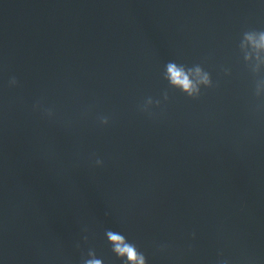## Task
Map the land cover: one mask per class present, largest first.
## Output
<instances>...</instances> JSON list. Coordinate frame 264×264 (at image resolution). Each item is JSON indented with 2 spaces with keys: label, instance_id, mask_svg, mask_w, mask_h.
<instances>
[{
  "label": "water",
  "instance_id": "obj_1",
  "mask_svg": "<svg viewBox=\"0 0 264 264\" xmlns=\"http://www.w3.org/2000/svg\"><path fill=\"white\" fill-rule=\"evenodd\" d=\"M248 28H264L258 0H0L3 264L89 249L120 264L106 229L149 264H264V109L236 50ZM169 60L203 64L215 87L169 90L149 116L138 105L167 87Z\"/></svg>",
  "mask_w": 264,
  "mask_h": 264
},
{
  "label": "clouds",
  "instance_id": "obj_2",
  "mask_svg": "<svg viewBox=\"0 0 264 264\" xmlns=\"http://www.w3.org/2000/svg\"><path fill=\"white\" fill-rule=\"evenodd\" d=\"M258 2L260 6L264 7V0H258ZM236 50L239 60L252 80V96L258 102L256 110L264 109V28L243 30L239 35ZM220 71L226 77L232 75L230 66L221 65ZM160 76L166 82L167 87L162 90L159 97L148 96L138 105V110L149 116L153 114L154 109L162 107L169 101V90L196 100L203 95L205 90L215 87L212 73L201 63L189 64L180 60H169L163 64ZM7 83L10 88L19 85V81L14 75L9 77ZM33 108L41 111L48 118H52L54 115L51 107L45 108L39 102L34 104ZM98 119L99 123L104 126L110 122L107 116H100ZM102 163L100 159L95 161L97 166H101ZM104 238L120 264H149L145 253L122 231L106 229ZM84 239L87 240V236ZM166 248L167 245L161 244L157 247V251L163 253ZM0 264H3L2 259H0ZM81 264H104V261L97 257L93 249H89L87 255L82 257ZM221 264H229V262L222 260Z\"/></svg>",
  "mask_w": 264,
  "mask_h": 264
}]
</instances>
